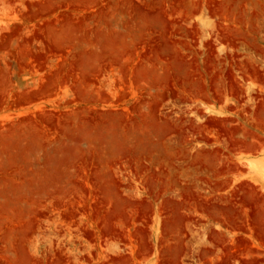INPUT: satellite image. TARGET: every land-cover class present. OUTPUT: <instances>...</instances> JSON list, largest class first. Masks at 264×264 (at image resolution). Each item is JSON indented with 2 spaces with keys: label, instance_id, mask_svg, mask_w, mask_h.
Returning a JSON list of instances; mask_svg holds the SVG:
<instances>
[{
  "label": "rangeland",
  "instance_id": "obj_1",
  "mask_svg": "<svg viewBox=\"0 0 264 264\" xmlns=\"http://www.w3.org/2000/svg\"><path fill=\"white\" fill-rule=\"evenodd\" d=\"M0 264H264V0H0Z\"/></svg>",
  "mask_w": 264,
  "mask_h": 264
},
{
  "label": "bare ground",
  "instance_id": "obj_2",
  "mask_svg": "<svg viewBox=\"0 0 264 264\" xmlns=\"http://www.w3.org/2000/svg\"><path fill=\"white\" fill-rule=\"evenodd\" d=\"M50 4V3H49ZM63 5V4H62ZM47 6H49V5H47ZM145 11V10H144ZM40 13V12H39ZM40 15V14H39ZM71 16V15H70ZM148 16V15H147ZM83 17V16H82ZM163 17V16H162ZM85 19V18H84ZM81 21V20H80ZM86 21H87V19H86ZM170 23V22H169ZM62 24V23H61ZM78 27V26H77ZM76 27V28H77ZM82 27V26H81ZM80 27V28H81ZM75 28V29H76ZM43 35V34H42ZM166 37V36H165ZM51 43V42H50ZM156 47V46H155ZM134 53V52H133ZM177 62V61H176ZM73 72V71H72ZM136 81V80H135ZM86 82H88V81H86ZM50 83V82H49ZM56 85V84H55ZM44 89H47V87L46 88H44ZM203 91V90H202ZM40 92V91H39ZM25 97V96H24ZM26 100V99H25ZM31 100V99H30ZM32 101V100H31ZM126 120V119H125ZM136 120V119H135ZM46 122V121H45ZM54 122V121H53ZM52 124V123H51ZM112 166V165H111ZM112 168V167H111ZM41 193V192H40ZM119 195V194H118ZM261 202V201H260ZM56 205V204H55ZM150 206V205H149ZM112 214V213H111ZM235 216V215H234ZM37 218V217H36ZM109 222H111V221H109ZM183 247V246H182ZM143 251V250H142ZM127 260V259H126Z\"/></svg>",
  "mask_w": 264,
  "mask_h": 264
}]
</instances>
